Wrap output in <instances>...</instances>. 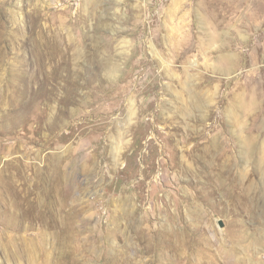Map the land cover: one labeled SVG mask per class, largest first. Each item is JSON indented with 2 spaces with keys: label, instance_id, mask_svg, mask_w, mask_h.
Wrapping results in <instances>:
<instances>
[{
  "label": "rangeland",
  "instance_id": "obj_1",
  "mask_svg": "<svg viewBox=\"0 0 264 264\" xmlns=\"http://www.w3.org/2000/svg\"><path fill=\"white\" fill-rule=\"evenodd\" d=\"M0 264H264V0H0Z\"/></svg>",
  "mask_w": 264,
  "mask_h": 264
},
{
  "label": "water",
  "instance_id": "obj_2",
  "mask_svg": "<svg viewBox=\"0 0 264 264\" xmlns=\"http://www.w3.org/2000/svg\"><path fill=\"white\" fill-rule=\"evenodd\" d=\"M220 224V223H219Z\"/></svg>",
  "mask_w": 264,
  "mask_h": 264
}]
</instances>
